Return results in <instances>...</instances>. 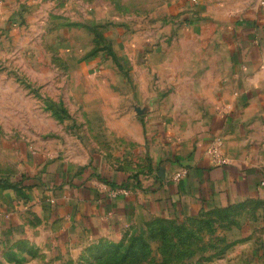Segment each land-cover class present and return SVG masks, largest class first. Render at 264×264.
<instances>
[{"label": "crops", "instance_id": "1", "mask_svg": "<svg viewBox=\"0 0 264 264\" xmlns=\"http://www.w3.org/2000/svg\"><path fill=\"white\" fill-rule=\"evenodd\" d=\"M171 1L172 13L201 6L187 31L156 28L137 48L158 56L143 62L152 76L130 77L126 112L124 96L113 94L121 121L142 118L119 123L126 145L111 154L80 145L73 155L17 144L12 171L0 166L12 181L25 177L22 196L0 186V254L15 243L63 247L147 217L193 220L227 206H255L245 226L264 233V0Z\"/></svg>", "mask_w": 264, "mask_h": 264}, {"label": "rangeland", "instance_id": "2", "mask_svg": "<svg viewBox=\"0 0 264 264\" xmlns=\"http://www.w3.org/2000/svg\"><path fill=\"white\" fill-rule=\"evenodd\" d=\"M171 2L0 0L3 170H11L17 144L73 155L80 145L106 154L126 145L119 123L127 128L142 118L121 121L113 94L124 96L118 106L126 112L130 77L152 76L143 62L158 56L137 48L156 28L187 31L201 6L172 13ZM137 102L143 108L144 100ZM255 213V206H227L200 222L147 217L63 247L15 243L0 254V264H264V233L245 226Z\"/></svg>", "mask_w": 264, "mask_h": 264}, {"label": "trees", "instance_id": "3", "mask_svg": "<svg viewBox=\"0 0 264 264\" xmlns=\"http://www.w3.org/2000/svg\"><path fill=\"white\" fill-rule=\"evenodd\" d=\"M25 179V177H20L18 181H12V180H7V179H0V186L3 185V186H6V187H12V188H17L18 186L21 185V182ZM210 212V211H209ZM208 213V212H207ZM205 213L203 216L201 217H198V218H195L193 220H190V221H195V222H200L202 220V218L207 214ZM171 220H176V219H171Z\"/></svg>", "mask_w": 264, "mask_h": 264}, {"label": "built area", "instance_id": "4", "mask_svg": "<svg viewBox=\"0 0 264 264\" xmlns=\"http://www.w3.org/2000/svg\"><path fill=\"white\" fill-rule=\"evenodd\" d=\"M221 141L220 140H215L214 145L211 146L210 150L212 152H217L219 146L221 145ZM218 161L219 163L223 162V159L221 157H218ZM182 177V173H177L174 177L173 180L174 181H178L180 178Z\"/></svg>", "mask_w": 264, "mask_h": 264}]
</instances>
